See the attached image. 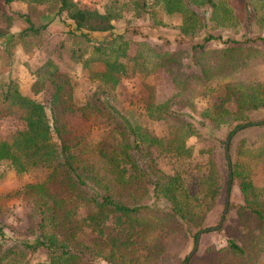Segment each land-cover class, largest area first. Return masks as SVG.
Returning a JSON list of instances; mask_svg holds the SVG:
<instances>
[{"label":"trees","instance_id":"trees-1","mask_svg":"<svg viewBox=\"0 0 264 264\" xmlns=\"http://www.w3.org/2000/svg\"><path fill=\"white\" fill-rule=\"evenodd\" d=\"M231 1L109 0L101 12L55 0L57 12L69 21L64 33L75 42L70 57L81 62L93 86L76 100L69 76L51 61L34 71L31 84L33 93H49L46 104L21 93L10 78L0 82V104L21 121L9 138L0 137V164L17 177V187L0 194V215L6 196L18 199L27 217L23 231L0 219V264H27L40 248L47 259L33 264L190 261L189 253H179L189 237L194 245L215 204L219 168L211 156L212 172L198 169V190L190 193L187 140L200 137L202 128L210 137L220 126H232L229 135L240 125L264 120V80L257 72L264 67V0H238L240 11ZM156 8L178 19L179 40L187 46L130 43L117 31L114 21L125 11L145 13L151 24L164 25ZM24 17L29 25L9 41L37 36L39 28ZM7 25L0 26V37L8 33ZM212 41L222 46L210 47ZM87 47L98 55L99 66L84 59ZM157 68L168 73L175 91L158 102L147 86L146 122L134 121L114 90L123 76L149 75ZM200 101L205 106L197 112ZM159 124L161 134L153 130ZM160 154L174 159L170 170L160 168ZM235 165L232 175L238 172ZM239 187L246 201L259 204L258 189L246 176ZM252 203L247 206L264 219ZM4 241L10 245L3 249ZM227 247L236 256L244 254L233 239Z\"/></svg>","mask_w":264,"mask_h":264},{"label":"rangeland","instance_id":"rangeland-1","mask_svg":"<svg viewBox=\"0 0 264 264\" xmlns=\"http://www.w3.org/2000/svg\"><path fill=\"white\" fill-rule=\"evenodd\" d=\"M73 1L78 6L102 12L109 0ZM233 2L237 3V5H233L234 9L240 11L241 1L239 3L238 0H233ZM24 15H27L34 26L39 28L37 36H26L22 40L9 41L10 36L29 25ZM7 16H10V19H7ZM155 16L159 21H163L164 25H156L153 22L151 24L152 20H149L145 13L144 15L134 14L129 11H125L123 16L114 22L117 31L124 32L125 38L130 43L145 40L157 48H163L167 43L170 49L188 45L185 41L179 40L176 17H166L159 8H156ZM6 25L8 33L0 37V82L10 78L16 83L21 93L46 104L49 93L47 91L33 93L31 84L34 79V71L43 63L51 61L60 72L69 76L73 83V95L76 100H81L84 95L88 94L93 83L88 80L87 70L82 67L81 62L74 61L70 57L69 47L74 41L64 33L69 29V21L65 17V13L57 12L55 0H12L9 3L6 0H0V26ZM231 34L235 35L233 31ZM209 46L220 47L222 44L219 41H212ZM261 52L264 58V51ZM83 57L88 59L90 66H99L100 64L97 60L98 55L92 54L90 47L86 48ZM257 72L261 80H264V67H260ZM147 86L153 87L158 102L165 100L175 91L168 73L163 68H157L149 75L134 73L123 76L114 90L122 110L137 122H146L143 102L147 95ZM203 106H205L204 101L198 102L197 112ZM195 115H197L196 112ZM72 121L75 122L74 117ZM262 125L264 124H248L236 129V132L231 134L228 143L229 163L226 161L224 143L228 132L233 128L232 126L222 125L217 129L216 134L210 137L202 128L200 137L193 136L187 140V144L192 148L187 183L190 193L198 190V169L200 172L201 167L204 166V172L210 173L211 165L207 162L211 156L219 168V190L215 204L207 212L200 230L219 223L225 203L228 171L231 170L229 202L223 221L219 228L201 233L198 247L187 264H264V219L257 216L247 206L252 202L244 199L239 187L241 177L246 176L258 189L255 196H257L259 204L252 203L251 205H253L252 207L256 205L259 210L264 212V126ZM19 126H21V121L7 113L4 106L0 104V137L9 138ZM241 128L244 129L240 130ZM153 130L157 134H161L162 126L160 124L153 125ZM211 151H213L212 155ZM173 160L172 157L164 154L158 156L159 166L164 171L171 169ZM231 163L232 166L233 163L236 164L234 169L238 168V172L233 175ZM0 172L2 173L0 194L15 189L17 177L13 170L8 169L5 163H1ZM2 201L4 206L0 219L14 226L22 227V231L25 230L27 217L21 202L15 197L6 196H3ZM228 239H233L240 245L244 249V254L239 256L232 254L227 247ZM9 245L10 241H4L2 248H7ZM192 248L193 241L189 237L180 251L179 257L190 253ZM45 259H47V252L40 248L29 255L27 264ZM165 261L173 262L169 258H166ZM95 263L107 264L101 260L95 261Z\"/></svg>","mask_w":264,"mask_h":264},{"label":"water","instance_id":"water-1","mask_svg":"<svg viewBox=\"0 0 264 264\" xmlns=\"http://www.w3.org/2000/svg\"><path fill=\"white\" fill-rule=\"evenodd\" d=\"M251 124H253V125L264 124V121H254ZM242 126H245V125H240L238 128H240ZM230 137H231V134H229L227 136V138L225 139V143H224V152H225V157H226L227 163L230 162L229 153H228V143H229ZM228 173H229V176H228V183H227V191H226V195H225V203H224V207H223V211H222L220 221L217 225L202 229L196 233L194 245H193V248L191 249L190 253L188 254V258H190L192 256V254L196 251V249L198 247L199 238H200L201 233L219 228L222 221H223L224 215H225L226 210H227L228 202H229V189H230V185H231V170L230 169H229ZM181 264H187V261H183Z\"/></svg>","mask_w":264,"mask_h":264}]
</instances>
